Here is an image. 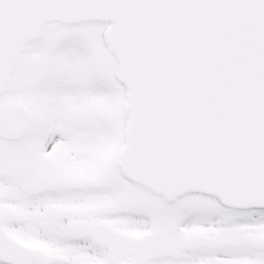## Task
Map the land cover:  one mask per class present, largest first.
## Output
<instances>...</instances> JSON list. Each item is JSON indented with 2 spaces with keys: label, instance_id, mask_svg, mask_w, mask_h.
Masks as SVG:
<instances>
[{
  "label": "snow or ice",
  "instance_id": "1",
  "mask_svg": "<svg viewBox=\"0 0 264 264\" xmlns=\"http://www.w3.org/2000/svg\"><path fill=\"white\" fill-rule=\"evenodd\" d=\"M0 264H264V0H0Z\"/></svg>",
  "mask_w": 264,
  "mask_h": 264
}]
</instances>
